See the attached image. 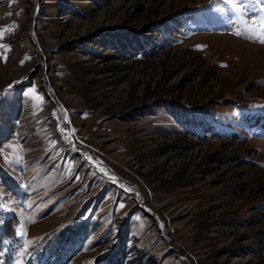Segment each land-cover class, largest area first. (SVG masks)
Wrapping results in <instances>:
<instances>
[{
	"label": "rangeland",
	"instance_id": "374dc122",
	"mask_svg": "<svg viewBox=\"0 0 264 264\" xmlns=\"http://www.w3.org/2000/svg\"><path fill=\"white\" fill-rule=\"evenodd\" d=\"M261 20L0 0V264H264Z\"/></svg>",
	"mask_w": 264,
	"mask_h": 264
},
{
	"label": "snow or ice",
	"instance_id": "6c2138e0",
	"mask_svg": "<svg viewBox=\"0 0 264 264\" xmlns=\"http://www.w3.org/2000/svg\"><path fill=\"white\" fill-rule=\"evenodd\" d=\"M260 28H261V36L264 37V20L260 21ZM241 33H237V35H240ZM261 43H264V38L261 39ZM23 63V61H21ZM39 99V97H38Z\"/></svg>",
	"mask_w": 264,
	"mask_h": 264
},
{
	"label": "bare ground",
	"instance_id": "6f19581e",
	"mask_svg": "<svg viewBox=\"0 0 264 264\" xmlns=\"http://www.w3.org/2000/svg\"><path fill=\"white\" fill-rule=\"evenodd\" d=\"M91 161H92V163H93V164H95V165H96V162H94L93 160H91Z\"/></svg>",
	"mask_w": 264,
	"mask_h": 264
}]
</instances>
